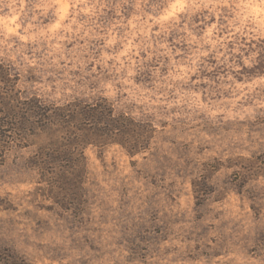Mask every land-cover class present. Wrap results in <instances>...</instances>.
I'll list each match as a JSON object with an SVG mask.
<instances>
[{
	"label": "clouds",
	"instance_id": "obj_1",
	"mask_svg": "<svg viewBox=\"0 0 264 264\" xmlns=\"http://www.w3.org/2000/svg\"><path fill=\"white\" fill-rule=\"evenodd\" d=\"M0 264H264V0H0Z\"/></svg>",
	"mask_w": 264,
	"mask_h": 264
}]
</instances>
